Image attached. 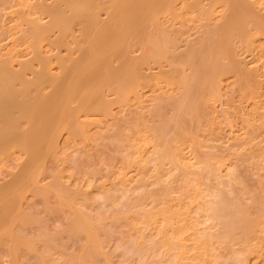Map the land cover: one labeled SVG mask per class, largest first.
I'll list each match as a JSON object with an SVG mask.
<instances>
[{"label":"bare ground","instance_id":"obj_1","mask_svg":"<svg viewBox=\"0 0 264 264\" xmlns=\"http://www.w3.org/2000/svg\"><path fill=\"white\" fill-rule=\"evenodd\" d=\"M54 1L55 2L48 5H46L45 2L43 4L42 2H38L39 4L36 5L34 4L28 5V7H32V8L38 7L40 11H42V5H43V10L46 11L51 17L49 22H42V20H39L36 17L25 15V11L23 9H21V13H20L21 15L18 13L19 16H21L20 18H22L23 21L28 24L27 29L24 31V36L30 38L31 40L30 44H32V46H34L35 48L34 53L36 58L41 60V62L43 63L42 68L39 70H34L33 76L30 78L26 75L24 69L32 68L31 64L29 63L22 64L24 69L21 68L19 70L13 64V60H14L13 57H7L0 60V156L2 154L9 153L10 149L13 146H17L18 148L24 150V152L27 154L28 157L27 159L28 161L27 162L25 161L22 164L23 166L21 167L22 168L21 171L18 174H15L13 180L7 185V188L9 185H10L9 187L12 188V190L11 188H9L12 191L11 192L9 190L10 191L9 194H11L12 197L15 196L17 197L19 192H17L16 190L18 189L23 190L22 186L24 188L30 187L32 181L34 180L33 179L34 176L36 177V172H38L37 169L38 163L39 165H41L39 162L40 158L41 157L43 158L45 155L56 149L57 140L60 137V135H62V132L65 131L70 136L77 133H84L85 127L88 124L94 122V120L92 121V119L91 120L89 119L90 116L98 115V114H109L110 112L112 113L113 112L112 106L114 105V103L121 102L122 100L125 99V96L133 95L139 98V96L142 95L139 92V90L142 88V86H144L143 84L146 85V83L149 84L150 82H154V81L159 82L160 80L163 81L165 80L169 84L177 85L178 88L181 90V92L179 91L181 94L179 95L175 94L174 96H170L168 98L169 101L156 102L152 109V113L155 116V119L152 122V124L145 123V127L143 129L139 128V126L137 125L136 127L137 129L135 130V133L133 134L132 137L130 135H127L123 129L118 130L119 132L117 135L120 136L119 137L120 144L117 145L118 147L120 145L124 149L127 148L129 149V147L135 148V149L132 148L133 151L130 149L129 151H131V154L127 153V156H125L126 160L124 162L128 164V165L126 164V166H131V167L134 166L136 168L138 167L142 171L147 167L151 168V166H153L154 174L157 177L156 178L154 176L157 180L154 179L153 182L155 181L156 183H158L159 180H161L160 182L166 181L164 180L163 175H165V177H167L166 175H168L169 177L174 178V173H175L174 171L179 170L178 172L180 175L178 176L179 179L178 178L177 179L181 183H178L179 182L178 181L177 182L178 185H175L176 184L175 180L177 179L171 180L173 182L175 181L174 182L175 184L173 182L171 184V181L169 180H168L169 182H165V183H167L168 186L172 185L171 187H174L173 185H175L174 189L175 188H176L175 190L180 189L179 192L181 193L177 191V194L180 195L177 198L179 201H176L178 203H175L176 206L172 202L174 206L170 205L169 207L171 208L167 206L166 209H163L166 206L164 204L165 206L164 207L162 206V210L158 209L156 205H159V203H161L162 201L166 203V201L170 199L169 197L171 195L174 196L172 198V201H174L173 199L176 196V192L174 195L172 193V190L174 189L170 188L171 194L167 193V195L169 194L170 196L168 197L167 195H165L166 197H168L167 200L165 199L166 198L165 196H163L165 197L163 198L160 195L163 198V200H159L161 202L157 200L159 202V203L157 202L158 204L154 202L156 204L155 205L156 208L159 210V212L155 211L156 213L154 211L152 212V210H154L155 208H153L152 210H146L143 208L145 197L143 196L142 198H140L142 194L140 196L138 194L139 197L137 200L139 201H137L138 203L136 206L140 207L138 211H142L144 216L142 212H140L143 218L139 217L140 215L139 213L138 216L137 214L135 215L138 220H136V218L132 220H136V222H138L140 226L142 225L143 228H144L143 224L149 226L148 224L152 225V223H155L156 225H158L159 222L161 223L160 226H157V228L159 229V232L162 233V237L158 236V238L160 237V240L164 241V244L160 245L159 244L160 240H158L159 249H161L162 246L164 245L165 247L167 246L169 250H172L171 251L172 253H174L172 254L171 252L167 251L168 249H166L167 248L166 247L165 253L168 254L169 252L168 255H170V257L168 258L167 256L168 259L166 260V262L164 261V259H162L163 261L162 264L165 263L168 264L167 261L169 259L173 260V261L171 260L172 262L170 261L173 264H202L205 262V260H208L210 257L213 256L216 257V259H212V260L209 259L208 260L210 261L209 264H225L223 261L224 255L221 257V254L218 253L223 261L221 262L218 261L217 257L219 256L214 253L217 247L218 250L221 249V248L219 249L220 242H227L226 244L222 243L224 245H227L228 243L231 245L232 243L233 246L235 244H238L237 242H239L240 245L243 244V247H245V249L248 252L255 251V248L253 246L255 243H257L256 246H258V244L259 247L263 246L261 244L262 242L264 243V211L261 214L257 213L259 215L255 213L257 216H254L255 214L251 215L249 213V211L251 210L250 208H246L245 205H242V203L237 202L238 194L236 195V198H233V196L231 197V195H233L234 193L233 191L237 192V190H234L235 187L234 188L232 187V186H236L237 184L234 185L233 182H231L232 180L236 179L235 170L229 169L227 170L226 175H222L221 167L222 165H224L223 164L224 162H222L217 157L212 156L211 155L212 152H210L211 154L209 155L206 154L207 156L201 155V154H205L201 152L200 155L202 156V158L196 156L195 157L196 159L192 161L191 157L189 158L190 155L186 154L187 151L184 152L183 149L184 147H182V144H184V142H186L188 138L190 139L194 137L192 135H189L193 133L192 130H191L192 133H190V131L189 134L187 133L186 127L191 128V124L192 125L194 124L192 120L195 119V117L193 119L191 118L192 123L188 121L190 126L187 124L188 122L186 123V118L190 114L197 115L199 112L198 111L199 105L197 104V100H199V96L197 94V91L199 92L201 91L203 93L206 92L204 90L208 88L210 93L212 92L213 94H217L218 86L216 84V79L220 77V75H224L230 72L236 74V76H239L238 77L239 79L237 78V83L243 90L246 89L245 87L250 88V90H252L253 87L254 88L260 87V81L258 80V78H256L257 73L255 75L254 74L255 72H253L251 68L250 70L248 69L249 67L247 68V66H245L248 65L244 62L245 60L242 61L240 59L241 57L240 55H238L239 50L237 47V43L244 42L243 43L244 45L246 41L252 40L251 38H253L252 37L253 33L264 35V7L257 4L258 2L254 0H220L222 2H226L228 5V7L224 11L225 13H223L224 17H226L224 23L219 24L217 26L219 27L218 29L212 30L211 28H209L204 32L203 36H201L199 40L197 41L188 40L185 43V46H183L181 40L182 31L173 28L172 27L173 23L169 25L168 22H166L168 24L161 22L160 21L161 14L167 13V15L168 14L175 15L178 13L177 11L179 10V7L183 6L180 7L182 8L180 12H182V10L188 9V10H196L204 14L212 15L213 10L210 8H203L204 4L202 0H148L142 10L137 9L138 6L142 5L143 3L142 0H140V2H137V0H106V4H103L98 0H54ZM102 5L105 6V8ZM103 9L107 10L109 14V19L106 20L105 22L101 21L98 17V12ZM69 11H71V13L67 14L66 12ZM181 15H183V13H181ZM78 19L81 20L84 19V20H88V22L89 21L94 22V26L90 24L88 26L87 23L84 24L85 32L83 34L84 36H86V32H87L86 37L88 42L87 45L88 47L85 48L83 51L89 50L88 52L91 55L92 63L88 65H82L83 62L82 63L72 62L69 64H64L62 68V72L60 74H56L53 72L51 68L52 58L50 56L44 55L40 43L42 42L43 39H50L51 34L54 31H58L59 36L54 40L50 39L51 41L50 43L56 44L57 42H60L61 39L68 33L70 23ZM138 21H140L139 24ZM88 27H90L92 30H90ZM253 29H255L256 31L252 32ZM91 32L94 33L93 36L90 35ZM247 45L248 44L246 43L245 46ZM208 46H210L209 48L210 50L209 49L208 50L209 51L212 50L211 59H213L214 61L211 60V62L213 63L209 65L210 70L208 69L207 71L206 68H203L204 69L203 71H205L204 72L205 75L202 76V74H200L199 72V66L197 65V62L199 60H201V63L206 62L208 56H206L205 49ZM134 48L138 49L140 53L133 55L132 53L135 52ZM222 55L228 56L229 60H227V62L223 61ZM114 58H117L119 60L120 64L118 67H113L111 65V62ZM100 61L103 62L98 63ZM104 62H105V71L107 75L103 77V76H99L100 74H98V65L101 67L104 64ZM152 64L158 65L159 70L158 72H156V74L153 75H151V73L147 74L145 72V68L146 66L150 67ZM207 75L209 76L207 77ZM156 82L154 83L156 84ZM107 89H108V93H107L108 95L109 94L115 95L113 98L109 99L107 97L105 93ZM221 91L222 90L220 89V93ZM219 96L221 95L219 94ZM130 99L133 98L130 97ZM127 100L129 101L128 98ZM207 100L208 99H205V102ZM208 101H210V99ZM74 102H77V104L73 105ZM166 102L172 104L173 106L172 108L173 112L172 113L170 112L171 113L170 115H166L164 113L166 112L165 109L163 112V108H164L163 104H165ZM257 106H259L261 109V104L260 105L258 104ZM262 108H263V104H262ZM200 113H201L200 115H202V112ZM138 115L141 117L144 114H141L140 112V114ZM170 126H174L172 127V129L174 128L173 133L174 130L175 132H177L175 133L176 135L172 134L173 135L172 137L168 136L169 133H167V131L170 130L169 128ZM190 128H188V130H190ZM171 131L170 133H172ZM84 135L86 136V134ZM195 135H197V133H195ZM198 138L196 139L194 138V139L197 141ZM247 138L246 140H248ZM194 139L193 140L190 139V141L193 142ZM174 140H176L177 143L179 142L182 143L176 145L175 142V144H173ZM199 140L201 143L202 140L200 138ZM128 141L129 142L133 141V144L129 143ZM242 141L244 142L243 145H246L247 144L246 142H248L249 140L248 141L242 140ZM150 142L153 143L152 145L155 144L154 147L150 145L151 149L153 148V150L150 149L149 152L147 153L143 152L145 148L148 149L147 145ZM187 144H189L188 141L186 143L185 148H187ZM198 145L200 146V148L202 147L201 144ZM193 146L196 147L195 144ZM196 148H198V146ZM196 148L194 149L196 150ZM193 151L194 150L192 149V153ZM123 155L125 154L123 153ZM13 156L15 157L16 155L13 154ZM167 164L171 165V167H168L171 168V171L166 168ZM39 176H41L42 178V175ZM225 176H227V179H229V181H227ZM247 176L246 179L249 177ZM205 178H207L208 180L210 179L209 183L204 184ZM38 180H34V181H38ZM29 182L31 183L29 184ZM227 182L228 184L232 183L231 184L232 186L229 185V187L225 189V187L227 186L226 184ZM127 183L129 184L130 182ZM48 184H50V182ZM160 184L161 186L163 185L162 187L166 186V184L164 185V183H160ZM202 185H206L204 187L205 190L207 191L206 196H208V198L211 197L210 200L204 199L201 193ZM48 187H50V185ZM7 188L5 187V189ZM229 188L230 189L233 188V190H231L232 191L231 194H230L231 191L228 192L227 190ZM240 189H239L240 192L239 195L241 194L242 191V189L241 190ZM154 190L152 189L153 192H155ZM167 190L169 191V187L164 191ZM8 192L6 191V193ZM41 192L43 191L41 190ZM22 193L23 192H21V195ZM62 193L63 192H60V195ZM63 194H66V192ZM154 194H152L151 192V195ZM1 195H4V193L3 194L0 193V197ZM6 195L8 194H5V196ZM21 195L19 194V197H21ZM68 195H70V192ZM106 195L107 194H105L104 196ZM65 196L62 195V198H64ZM261 196L262 195H260V197ZM2 197L0 198V202L2 200ZM262 197H264V195ZM109 198H111V196ZM61 199L59 198V204L62 201ZM74 199L75 197H73V200ZM148 199L151 200L152 198L150 199L149 196ZM8 200L9 198H7V202ZM73 200H71V202ZM243 200L244 199H240V202ZM260 201H262V199H260ZM260 201H256V202H260ZM244 203H248V202H244ZM261 203L263 204V201L260 202V204ZM256 205L258 206L257 209L259 210L261 207H259L258 204ZM136 206L135 204L132 205L131 207L127 206L131 215L135 213ZM253 209L255 210L256 207L254 206ZM253 212L251 211V213ZM81 213H79V218L82 221V224L78 222L74 223L69 220H67L69 221L67 224H70L69 228L72 229L71 231V233H73L72 235L74 234L79 235V237L77 236V239L80 238L81 236H83L82 238L87 239V243L83 241L85 243L83 244V246L85 245L83 252L78 257H76V259L78 260L79 264L80 263L89 264L88 261H92L96 259L98 255L99 256L103 255L102 247L104 249V244H101L100 242L101 237L99 234H98L99 237L97 239L94 236H92L93 232L91 233L90 227H85V225H88L87 223L90 220L88 221V218H86L84 215H82L83 213L82 214ZM194 213H197L198 216L194 215ZM4 214L7 215V213ZM120 214L121 213H119L118 215ZM73 215L78 216L75 214ZM4 217L2 216V219ZM160 217L162 218V221L159 220ZM97 219L99 218H96L95 220ZM1 222L3 221L1 220ZM132 222L135 223L134 221ZM205 222L206 223L210 222V224L206 225V227L204 226L205 228L204 227L202 228V226L199 227L201 224L203 223L205 224ZM5 223L6 221L3 222V224ZM101 226H97V227H101ZM153 227H151V229ZM132 228L134 227L132 226ZM213 228L215 231L218 230V232H213L214 231L212 230ZM141 229L137 231L135 230V232L139 233V231L143 230ZM152 230L155 235L154 229ZM150 234L151 233L149 232V235ZM144 236L145 235L143 230V237ZM153 237L155 238V236ZM140 238L142 237L140 236ZM11 239L14 240L15 238H11ZM84 239H79V241ZM147 239L148 238H146L145 240L144 238L143 240L147 241ZM150 239L148 240L147 245H149ZM51 240L53 242V239ZM143 240L139 241L141 245L144 244ZM49 241L50 239H46V243H48ZM215 241H217L218 243H216ZM55 242H57V240ZM83 242H81V244ZM153 242L154 240L150 242V245ZM215 243L218 244L216 247H215L216 245ZM63 244H65V242H63ZM156 245H153L154 249H152V251L154 250L155 253L157 254V252L159 251L156 252L157 249L155 248ZM153 246H151L150 249L153 248ZM221 246L223 247V245ZM239 247L241 246H238L237 249L233 247L235 248L234 252L235 253L238 252L236 253L238 254V257H236L237 260L233 259L234 260L233 261L232 259L231 260L228 259L227 262L233 261L234 263L237 264L243 262L245 258L244 259L242 258L243 259L242 260L241 257L239 258V254H241L240 256H242L244 254L245 249L243 248L244 250L241 251L238 250ZM144 249L143 251L140 250V252L144 253ZM147 249H145V251ZM47 250L48 252L51 251L49 248ZM154 251L152 252V255L155 254ZM230 251L232 253L233 250L231 249ZM230 251L227 250V252ZM135 252H137V250ZM161 252L162 251H160V253ZM261 252L263 251L261 250ZM235 253L234 255L237 256ZM250 254L251 256H253L252 253ZM152 255L150 254V256ZM155 255L153 258L159 257L158 254H157L158 256ZM171 256L174 257V259L171 258ZM254 256L256 255L254 254ZM107 257L108 256H106V258ZM161 257L163 258V256ZM220 257L219 260H221ZM226 257L229 258L226 255L224 258L225 260ZM263 257L262 259H264ZM106 258L105 261L109 262L110 258H108L107 260ZM256 259L259 258L256 257ZM152 260L157 261L156 259H152ZM245 260L247 261V259ZM158 261L159 262L157 263L160 264L161 261L160 260ZM208 261L205 262V264H207ZM154 262L153 263L145 262V263L154 264Z\"/></svg>","mask_w":264,"mask_h":264},{"label":"rangeland","instance_id":"obj_2","mask_svg":"<svg viewBox=\"0 0 264 264\" xmlns=\"http://www.w3.org/2000/svg\"><path fill=\"white\" fill-rule=\"evenodd\" d=\"M98 1L103 4H106V0H98ZM142 1H143L142 5L138 6L137 9L142 10L148 0H142ZM254 1L258 2L257 4L264 7V0H254ZM38 2H42V4L45 2L46 5H48V4H52L55 1L54 0H3V1L0 0V60L7 57H13L14 59L13 64L19 70L21 68L24 69L22 64L25 63L31 64L32 68L24 69V72L30 78L33 76L34 70H39L42 68L43 63L41 62V60L36 58L34 53L35 48L34 46H32V44H30L31 43L30 38L24 36V31L27 29L28 24L24 22L22 18H20L21 16H19V14L21 13V9H23L25 11V15L36 17L37 19L42 20V22H49L51 17L46 11L43 10V5H42V11H40L38 7L35 8L28 7L29 4L36 5L39 4ZM137 2H140V0H137ZM202 2L204 4L203 8H210L213 10L212 15L210 14L208 15L196 10H188V9L182 10V12H180L182 9L180 7L183 6L179 7V10L177 11L178 13L175 15L172 14L167 15V13L161 14L160 17L161 22L164 23L168 22L169 25L173 23L172 26L173 28L182 31L181 40L183 46H185V43L188 40H195V41L199 40V38L203 36L204 32L209 28H211L212 30L218 29L219 27L217 26L219 24L224 23V21L226 20V17H224L223 15V13H225L224 12L225 9L228 7L226 2H222L220 0H202ZM103 7L105 8V6ZM66 13L70 14L71 11ZM181 13H183V15H181ZM98 17L101 21L105 22L106 20L109 19V14L107 10L103 9L98 12ZM83 20L84 19L82 20L78 19L72 21L70 23L68 33L61 39L60 42H57L56 44L50 43L51 42L50 39L54 40L59 36V32L54 31L52 32L50 39H43L42 42L40 43L44 55L50 56L52 58L51 68L54 73L60 74L62 72V68L64 64H69L72 62H80V63L83 62L82 65H88L92 63L91 55L88 52L89 50L83 51L85 48L88 47L87 46L88 42L86 37L87 32H86V36H84L83 34L85 32L84 24L87 23L88 26L89 24L94 26V22L92 21L88 22V20H84V21ZM139 22L140 21H138V24ZM88 28L92 30L90 27ZM255 31H256L255 29L252 30V32ZM90 35L93 36L94 33L91 32ZM252 37H253L251 38L252 40L246 41L244 45H243L244 42H239L241 45L237 43V47L239 50L238 55H240L241 58L240 57L239 58L242 61L245 60L244 62L248 64L245 65L247 66V68L249 67L248 69L251 68L252 71L255 72L254 73L255 75L257 73L256 78H258V80L260 81V87H256V88L253 87V89L250 90V88L244 86L246 89L244 87L243 88L247 90L245 91L237 83V78L239 76H236V74L230 72L224 75H220V77L216 79V84L218 86L217 94H213L212 92L210 93L208 88L204 90L207 93L206 92L202 93L201 91L200 92L197 91V94L199 96V100H197V104L199 105V110H198L199 112L197 115L190 114L187 116L186 123L188 121L191 122V118L193 119L195 117V119L192 120L194 124L193 125L191 124V128L186 127V131L188 134L189 131L190 133L193 132L192 134H189L194 136V137L191 136L193 139L198 138L199 135V138L202 140V142L200 143L199 138H198L199 141L198 140L196 141L194 139L193 142L190 141V139L193 140L192 138L190 139L188 138L187 141L189 142V144H187V148H185L187 141L184 142V144H182V147H184L183 148L184 152L187 151L186 154L190 155L189 158L191 157L192 161L196 159L195 158L196 156L202 158L201 155L207 156L211 154L210 152H212L211 154L212 156L217 157L222 162H224L223 163L224 165H222L221 167L222 175H226L227 170L234 169L236 172L235 175L236 179L232 180L231 182H233L234 185L236 184L237 185L232 186L231 185L232 183L228 184L227 182L226 183L227 186L225 187V189L229 187V185H231L233 188L235 187L234 190H237V192L233 191L236 194L233 193L231 197L233 196V198H236V195L238 194L237 198L239 200L237 199V202L242 203V205H245L246 208H250L251 210L249 209L250 210L249 213L251 215L252 214L254 215L255 213L261 214L264 211V200H263L264 197H262L264 195V185H263L264 184V35L253 33ZM246 43L250 45L245 46ZM209 48L210 46H208L205 49L206 56H208L206 62L201 63V60L197 62V65L199 66V72L200 74H202V76L205 75L204 74L205 71H203L204 70L203 68H206L207 71L208 69L210 70L209 65L213 63L211 62V60L214 61L213 59H211L212 50L209 51L210 50ZM137 50L138 49L134 48L135 52H133L132 54L133 55L139 54L140 52L139 50L138 51ZM224 56L225 55H222L223 57L222 60L227 62V60H229V57L228 56L224 57ZM101 62L103 61H100L98 63ZM119 64L120 63L117 58H114L111 62V65L113 67H118ZM151 66L150 67L146 66L145 72L147 74L151 73V75L156 74V72H158L159 70V66L155 64H152ZM99 67L100 66L98 65V74H100L99 76L104 77L105 75H107L105 71V62L100 67V70ZM208 76L209 75H207V77ZM154 82H150L149 84L146 83V85L143 84L144 86H142V88L139 90V92L142 94L141 96H139V98L133 95H129V96H125V99L122 100L121 102L114 103V105L112 106V111H113L112 113L110 112L109 114H98V115L90 116L91 118L89 117V119L90 120L92 119V121L94 120V122L88 124L85 127L84 133H77L70 136L67 132L65 131L62 132V135H60V137L57 140L56 149L45 155L43 158L42 157L40 158L39 162L41 165H39L38 163V168H37L38 172H36L37 179L35 176L33 179L38 180L39 178H41V176L39 175H42V178L39 179L40 181L38 180L42 184H40L38 181L33 180L30 187L24 188L22 186L23 190L20 189L16 190L17 192H19L20 195L21 192H23L21 197H19V194L17 195V197L16 196L12 197L11 194H9L12 188L9 187L10 185L7 188V185L13 180L15 174H18L21 171L22 169L21 167L23 166L22 164L25 161L26 162L28 161L27 154L24 152V150L18 148L17 146H13L10 149L9 153L2 154L0 156V193L2 194L4 193V195H1V197L2 196L3 197L0 202V204H2L0 205V222L1 220L3 222L6 221L5 224H3V222H1L2 224L0 223L1 224L0 227L2 226L0 228V264H52V263L79 264L76 257H78L83 252V249L85 248V245L83 246V244L87 243V239L82 238L83 236L81 235H80L81 237L77 239V236L79 237V235L76 234L72 235L73 234L71 233L72 229L69 228L70 224L67 223L71 221L74 223L78 222L82 224V221L79 218V213L81 212L83 213V214L81 213L82 215L88 218V221L90 220L87 223L90 226L85 225V227H90L91 233L93 232L92 236H94L95 238L98 239L100 235L101 237L100 242L101 244H104V249L102 247L103 255L100 256L98 255L96 259L92 261H88L89 264L90 263L91 264L94 263L95 264H106V263L107 264H111V263L112 264H146L145 262L153 263L155 260L153 261L152 259L157 260L154 262V264L159 262L158 260H160L161 261L160 264H162L163 262L162 259H164V261L166 262V260L170 257V255L168 254L172 250H169L168 247L166 246L167 247L166 248L164 245L162 246L161 249H159L158 240H160V237H162V233L159 232L157 226H160L161 223L159 222L158 225H156L155 223H152V225L148 224L149 226L143 224L144 228L141 225L145 235L143 237V230L141 229L140 224L136 222V220L138 219L135 216L136 214L138 216L139 213L142 211H138L140 207L136 205L138 203L137 201H139L137 199L141 194L142 195L140 196V198H142L143 196L145 197L143 208L146 210H152L153 208H155L154 210H152V212L153 211L159 212L158 209L162 210V206L164 207L166 205L165 208H163L166 209L167 206L168 207L170 205L174 206L173 204L178 203L176 201H179L177 198L179 197L180 194H177V191L179 192L180 189L175 190L176 188L174 189V187L175 185H178L177 184V182L179 181L178 176L180 175L178 172L179 170L174 171L175 172L174 178L173 177L171 178L168 175H166L167 177H165V175H163L164 176L163 178L166 181L160 182L161 180H159L158 183L159 184L164 183V185L166 184L167 187L164 186L165 187L164 188L162 187L163 185L161 186V184L159 186L158 183H156L155 181L153 182L154 179L157 180L156 179L157 177L155 176L153 171L154 170L153 166H151V168L147 167L143 169V171L140 170L138 167L136 168L134 166L132 167L126 166L127 163L124 162L126 160L125 156H127V153L131 154V151L129 150L130 149L132 150V148L135 149L134 147H129V149L128 148L124 149L120 145L119 147L117 145L120 144L119 141L120 136L117 135L119 132L118 130L123 129L127 135H130L132 137L133 134L135 133V130L137 129L136 128L137 125L139 126V128L143 129L145 127V123L152 124V122L155 119V116L152 113V109L156 102L169 101L168 98L170 96H174L175 94L176 95L181 94L180 93L181 90L175 84H169L165 80L164 81L160 80L159 82H156V84ZM220 89L222 90L221 93H220ZM105 93L109 99L115 96L112 94L108 95L107 94L108 89L105 91ZM219 94L221 96H219ZM130 97L133 99H130ZM211 97L213 100L211 99ZM127 98L129 99V101L127 100ZM204 98L208 100L210 99V101L207 100L208 102L207 101L205 102ZM75 104H77V102L73 103V105ZM258 104L259 105L261 104V109L259 106H257ZM262 104H263V108H262ZM163 107H164L163 112L165 109L166 112L164 113L166 115H170L173 112L172 104L166 102L165 104H163ZM140 112L141 114H144L143 115L144 118L143 116L140 117L138 115L140 114ZM200 112H202V115H200L201 114ZM187 124L190 126L189 122ZM172 127L174 126H170L169 127L170 130L168 129L169 131H167V133H169L168 136L171 137L173 136L172 134L177 133L175 132V130L173 133L174 128L172 129ZM188 128H190V130H188ZM170 131L172 133H170ZM194 131L195 133H197V135H195ZM84 134H86V136ZM246 138L249 141L246 140ZM242 140L248 141L246 142L247 144L245 143L246 145H243L244 142ZM175 142L176 145L182 143V142L177 143V141L174 140L173 144H175ZM129 143L133 144V141ZM150 143L147 145L148 149L145 148L143 152L147 153L151 149V146L154 147L155 144L152 145L153 143L152 142ZM194 144L196 147L198 146V148L194 147L193 146ZM198 144H201L202 147L200 148ZM120 147L123 149H121ZM194 148H196V150ZM192 149L194 150L193 153H192ZM151 150H153V148ZM201 152L205 154L200 155ZM12 153L16 156L14 157ZM123 153L125 155H123ZM168 167H171L170 164H167L166 168L171 171V168ZM246 176L248 177L247 179ZM225 178L227 179V176H225ZM172 179L174 180L177 179L175 180L176 182L174 181L176 184L173 181H171ZM168 180L171 181V184L172 182L175 184L173 185L174 187H171L172 185L168 186V184L165 183V182H169ZM207 180L208 179L205 178L204 184L209 183L210 179L208 181ZM227 181H229V179H227ZM49 182L50 184H48ZM127 182L130 183L128 184ZM30 183L31 182H29V184ZM178 183L181 182L179 181ZM261 184L263 187L261 186ZM49 185L51 188L48 187ZM243 185L245 187L247 185V187L245 188ZM205 186L206 185H202L201 193L204 199L210 200L211 197L208 198V196H206L207 191L204 188ZM5 187L7 189H5ZM168 187H169V191L168 190L164 191L168 189ZM9 188H11V190ZM170 188L174 189L172 190V193L174 195L175 192H176V196L178 195L177 197L175 196V198L173 199L174 201H172V198L174 196L171 195L172 196L171 197L169 194L167 195V193L171 192ZM233 188L230 190L227 189L228 192L233 190ZM238 188L242 189L240 194L241 196L239 195L240 192ZM152 189L153 190L155 189L154 190L155 192H153ZM41 190L43 192H41ZM58 190L63 193L66 192V194L62 193L60 195V192ZM6 191L9 192L6 193ZM69 192L72 198L70 195H68ZM151 192L152 194L156 192L157 193L151 195ZM147 193L150 196V199L152 198L151 200L148 199L149 196L147 195ZM231 193L232 191L230 192V194ZM5 194H8L6 195L7 197L5 196ZM105 194H107L108 196L107 195L104 196ZM62 195L63 196L66 195L64 197L65 199L62 198ZM160 195L162 197L165 195H167L168 197L170 196L169 198L171 199V202L170 199L167 200L168 197L165 196L166 198L165 197L163 198H165L167 201L165 200L166 203L162 201L163 202L162 203L161 201H159V200H163V198ZM260 195H262L261 196L262 198L260 197ZM110 196L111 198H109ZM67 197L68 200L70 198L71 199L68 201ZM73 197H75L74 200ZM7 198H9L8 202H7ZM59 198L60 199L62 198L61 199L62 201L60 200L61 201L60 204H59ZM259 198L262 199L263 204L262 203L260 204V202L262 201H260ZM240 199H244V200L240 202ZM71 200L73 201L71 202ZM157 200L161 203H159ZM131 201L132 202L135 201V202L132 203ZM256 201H260V202H256ZM154 202L155 203L158 202L159 205H156ZM244 202H248V203H244ZM134 204L136 206L135 207L136 211L135 213H133L134 215L132 214L133 215L132 216L129 212L128 207H131ZM153 204L154 206L156 205L158 209L156 208V206L154 207ZM256 204H258L259 207H261L259 210L262 211H259L257 209L258 206ZM254 206L256 207L257 210L253 209ZM251 211L254 212L251 213ZM4 213H7L8 216L5 215ZM119 213L121 214L118 215ZM73 214L78 216H74ZM142 214L140 213L141 216L139 215V217L143 218L144 214L143 216ZM256 214L254 216L259 215ZM4 215L6 218L4 217ZM129 215H131L133 218ZM194 215L198 216L197 213H194ZM2 216L4 217L3 219L5 220L2 219ZM96 218H99L100 220L99 219L95 220ZM134 218H136V220H132ZM131 220L134 221L135 223H133ZM159 220L162 221V218L160 217ZM207 223L205 222V224L203 223L199 227L202 226L203 228L204 226L206 227V225L210 224V222ZM97 226H101V227H97ZM132 226L134 228H132ZM102 227L103 229L106 228L107 230L106 229L103 230ZM151 227H153L152 229H154L155 235ZM139 229H141L142 231H139V233L135 232V230L137 231ZM212 230H214V228ZM149 232L151 233L150 235L152 234L153 235L150 236ZM213 232H218V230L217 231L214 230ZM15 233L19 235H16ZM140 236L142 238H140ZM153 236H155L156 239ZM158 236L160 237L158 238ZM11 238H15V239L12 240ZM45 238L50 239V241L48 242L49 244L46 243ZM144 238L145 240L146 238H148L147 241H144L143 240ZM51 239H53V242ZM79 239H84V240L79 241ZM149 239L150 242H152V240H154V242L156 240V242L151 243V245L149 242L150 245L149 246L147 245ZM56 240L57 242H55ZM62 240L63 242H65V244H63ZM71 240L75 242H72ZM140 240L144 241L143 245L139 243ZM81 242L83 243L81 244ZM160 242H159L160 245L164 244V241L160 240ZM215 242L218 243L217 241ZM222 243L226 244L227 242H220L219 249L220 248L221 249L218 250L217 247L214 253L217 254L218 256L219 254H221V257L224 255V258L227 255L229 258L226 257V260L223 258L225 264L227 263L237 264L233 262L234 261L233 259L237 260L236 257H238V254H236L238 252L235 253L234 249L235 248L237 249L238 246H241L242 248L239 247L238 250L243 251L245 249V247H243V244L240 245V243L237 242L238 244H235L233 246L232 243L231 245L228 243L230 245L229 246L228 244L224 245ZM61 244L64 246H62ZM153 245H156L155 248L158 249V250L156 249V252L159 251L157 252V254L161 259L159 257L153 258L154 255L156 254L155 251L153 250L155 254L152 255L153 252L152 249H154ZM217 245L218 244H216L215 247ZM221 245H223V247ZM256 245L257 243L253 245L255 248V251L253 252L255 253L248 252L245 249L246 251L244 250V254L242 253L244 255V256L242 255L243 257L240 256L241 254H239V258L241 257V259L242 258L247 259V261L245 259L244 260L242 259L244 263L246 261L245 264H264V259H262V257L264 256V249H263L264 243L262 242L261 245L263 246H260L261 248L259 247V244L258 246ZM151 246H153V248L150 249ZM48 248L52 252L51 251L48 252L47 250ZM142 248L143 249L148 248L146 250L147 252L145 251V249H144V253L140 252ZM165 248L168 249L167 250L169 251L168 254L165 253ZM143 249L141 251H143ZM231 249L233 250L232 253L230 251ZM136 250L137 252H135ZM227 250L230 252H227ZM261 250L263 252H261ZM160 251H162L166 255H164L162 252L161 254ZM233 252L237 256H235ZM107 253L110 255H108ZM250 253H252L253 256H251ZM150 254L152 256H150ZM231 254L232 257L234 256L235 257L232 258ZM254 254L256 256H254ZM105 255L108 257L106 258ZM161 256H163V258ZM172 256L171 258L174 259V257ZM213 257H210L209 259L211 260L216 259V257L214 258ZM219 257H217L218 261L223 262L221 257H220L221 260H219ZM256 257H258L260 260L256 259ZM105 258L106 260L110 258L109 260L110 263L106 262ZM228 259L230 260L232 259L233 261L227 262ZM171 260L172 259H169L167 261L168 264ZM208 260H205V262H207ZM171 262L170 264H173ZM205 262L202 264H205ZM243 262L240 263L244 264ZM209 263L210 261H208L207 264Z\"/></svg>","mask_w":264,"mask_h":264}]
</instances>
